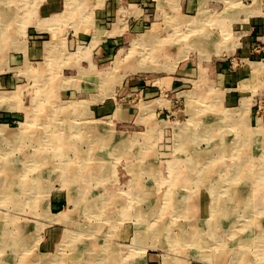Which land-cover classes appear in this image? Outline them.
I'll list each match as a JSON object with an SVG mask.
<instances>
[{
    "label": "rangeland",
    "instance_id": "rangeland-1",
    "mask_svg": "<svg viewBox=\"0 0 264 264\" xmlns=\"http://www.w3.org/2000/svg\"><path fill=\"white\" fill-rule=\"evenodd\" d=\"M36 1L38 0H6V2L0 0V14L4 19L0 22V127L3 125L1 128H4V134H0V158H4L3 154L7 157L0 159V162L5 161L4 165L10 176L8 200H5L6 194L1 191L0 184V236L2 237L3 228L9 227L17 232V226L21 225L22 233L29 235L30 238L28 246L23 251L15 245L12 247L8 241L5 245L6 241L0 240V263L40 264L42 259L51 256L53 260L60 258L53 264H66L64 260L72 256L74 250L82 248V243L84 245L86 240L94 242V249L102 248L106 244L108 246L106 254L112 256L114 254L116 259L123 261L122 264L235 262L236 247L230 246L227 247L228 249L223 247L231 243L230 238L227 237L228 233H223L224 235L220 233L222 237L220 236L219 240L207 250H199L189 243L184 244L182 240H175L170 244L162 236L156 244L149 238L135 241L137 228L140 226L137 209L141 208L147 212L149 210L148 214L154 213L156 207L153 206L155 198L152 193L158 192L161 197L167 190L164 188L167 186L163 185L161 188L158 185L153 188V176L157 172L152 174L148 167L155 170V167L159 166L164 176H168L173 169L183 165L182 158H191L195 154L202 153L207 155V159L219 157L212 165L211 174L215 177L219 176L229 164L230 158L228 156L221 158L219 154L220 149L217 147L219 140L204 137L206 135L204 132L202 135L199 134L201 127L193 123L195 118L203 119L204 124L215 121L221 123L226 112L236 114L241 111L237 122L247 123L241 129L242 135H245L246 131L253 134L255 131L264 130V60L255 61L251 56L246 57L252 60V64L247 65L250 71L245 72L243 77L235 79L234 84L233 80H230L232 83L230 84L227 82L228 75L235 74L241 68L239 64L242 62V58L237 56V51L231 56L241 42L240 40L237 43L236 40L237 25H230V22L226 21L227 25L221 32L224 41L207 42L206 39L210 34L216 33L215 27L210 26L208 22L209 12L180 14L166 11L164 13L160 10L147 19V26L143 31L130 33V37L118 45L105 62L98 65L94 64L93 51L91 52L88 41L82 39L84 43L72 42L74 36L67 37L64 32L61 36L52 33L51 38L39 40L46 41L43 48L45 50L32 59L29 50H26L28 48L24 50L22 43H26L27 47L31 36L29 32L36 30L38 24L43 25L46 22L40 20L37 9H34ZM178 1L172 0L171 3L179 6ZM25 3L28 5L26 6ZM29 10L30 12L25 14ZM69 14L70 11H66L59 17L61 19H56L58 26L53 27L57 29L68 27L76 31V28L85 29L84 27L91 21L87 17H82L80 12H74L71 16ZM227 15V19L231 20L232 14L227 13ZM23 33H27L25 39ZM143 35H145L143 38H148L147 45L136 40ZM257 51L259 48H254L253 52L257 53ZM153 52L160 56L162 66L168 65L167 71H134L136 67H140L139 60L140 62L145 60L146 64L151 63L148 54L152 55ZM178 54L187 58L201 59L197 61L201 65L205 62V56L206 59L212 60L227 58L229 71L220 77L216 72L209 76L207 71H202L205 76L197 78L198 82L193 89L183 87L177 91L178 96H183L185 101L184 107L178 110V113H170L166 109L171 105L170 101L176 99L175 93H164V95L160 93L159 102L148 104L143 96L139 95L141 90L132 92L126 88L128 77L142 78L150 84H162L163 82L160 83L162 77L173 72L172 66L176 67L177 62L171 59ZM130 67L133 69L129 70ZM162 85L170 86L168 82ZM160 102L165 108L159 110L151 108L158 107ZM245 103L247 112L243 114L241 109ZM133 105H136V108H133ZM128 109L131 111L135 109L136 112L127 111ZM173 110L175 109L172 108ZM54 111L58 116L55 114L54 117L59 120L50 127L56 130L49 127L50 130L45 131L42 124L48 121V115ZM35 114L39 115L35 116ZM33 116L37 120L33 121ZM242 117L245 118L242 120ZM227 123L229 122L226 121L222 126V130H229ZM71 126H74V129L71 130ZM92 126L97 128V133L102 134V137H106L105 148L102 146L104 141L102 142L100 137H98L101 141L100 145L92 142L95 141ZM52 130L58 135L59 142H55V139H44ZM73 130L76 134L79 132L83 134L81 140H77L79 139L77 136L70 138L74 133ZM180 133H186L183 137L190 136V140L195 137V142L190 143L192 146H188V150H178ZM263 134L264 131L261 135ZM120 137H128L129 139L126 140L131 144L129 147L121 146L120 151H123L121 156L116 151L112 154L113 146L122 144L118 142ZM227 139L232 141L234 133L229 132ZM261 147L247 145L243 153L233 157L241 155L240 157L253 156L257 159L262 153ZM60 151L65 153L64 159L59 155ZM41 153L45 155L42 159L45 164L37 165V169L46 170L48 166V168L60 167L66 161L75 171L80 168L82 176L77 177L78 179L66 180L67 178L60 177L62 176L60 171L42 174L30 172L35 167L33 160ZM127 166L138 170L137 174L130 175ZM184 168L187 171L182 176L187 177L189 183L184 185L186 182H183V187L174 188L184 195L185 210L183 215L176 217L175 233L193 234L201 230V219H209L210 214L206 207L212 198L210 194L212 188L193 184L192 179L198 175L197 171L189 169V166ZM111 169L116 171L114 175L107 174V170ZM26 171L29 173L26 174ZM23 176H26L25 182L28 184L32 181L38 183L37 179L40 177L43 180L33 191L30 189L27 191L17 180L22 179ZM203 182L209 184L208 180ZM235 182L240 196L251 193L250 181ZM220 185L223 186L221 190H224L225 185ZM256 189L259 193L260 190ZM131 193L137 196L140 194L143 198L138 200L139 197L136 196L135 202L131 203L129 198ZM93 197L98 199L97 215L90 214L89 200ZM137 201L140 203L135 205ZM102 206L101 212L99 208L101 209ZM124 207L129 217L125 219L126 221H121ZM254 210L247 216L241 213L239 216L241 219L236 224L238 230L247 228L245 233L249 231L253 236L264 230V207L257 205ZM166 213L167 211L161 214L164 221L170 217ZM143 216L147 218L143 223L150 224L151 215L147 217L145 212ZM156 217L157 215L154 214L153 219ZM9 221L12 223L11 226ZM251 226L253 229L249 228ZM66 236L68 242L64 246ZM257 246H259L257 252L264 250V239L258 242ZM214 256H222L224 260H218ZM250 256L256 260L255 257ZM225 260H228L227 263Z\"/></svg>",
    "mask_w": 264,
    "mask_h": 264
},
{
    "label": "bare ground",
    "instance_id": "bare-ground-1",
    "mask_svg": "<svg viewBox=\"0 0 264 264\" xmlns=\"http://www.w3.org/2000/svg\"><path fill=\"white\" fill-rule=\"evenodd\" d=\"M56 17L57 16H55V18ZM55 21L56 20L54 19L53 20V24H54ZM49 24H52V21ZM44 26H46V25H44ZM45 28L48 29L47 27H45ZM52 28H54V27H52ZM40 29H41V27H40ZM54 29H56V28H54ZM51 30H53V29H51ZM144 36L145 35L141 36L139 39L137 38L136 40L141 42V44L146 43V45H147L146 41H147L148 38L147 37L143 38ZM201 52H203V51H201ZM204 54H206V53H204ZM148 55H149V57H151L150 58L151 63L149 62V63L146 64L145 60H141V62H140V60L138 59L139 60L138 61V65L140 64V67H136L134 71H142V72L152 71L153 72V71L166 70L168 68V65L167 66H162L160 64L161 63L160 60H159L160 56H158V54L153 52L152 55H151V53L148 54ZM118 65H116V67ZM116 67H114V69ZM130 69H133V67H130L129 70ZM253 71H255V70H253ZM121 76H119V77L122 80ZM123 76H125V75L123 74ZM247 103H248V101H247ZM41 108H39V109L41 110ZM246 108H247V106H246V103H245L244 107L241 109L243 111L242 112L243 114L245 113V111L247 112ZM240 112H238V113L235 112L236 114H232L233 112L232 113L229 112L231 114H228L226 112V115L220 121L221 123H218L217 121H215L214 123L208 122V123L204 124L203 123L204 120L202 119L203 120L202 121L201 118H198V119L195 118V120L193 122L195 125H197V126L199 125L201 127L200 130H199L200 131L199 134L202 135V133L204 132L206 134L204 137H206V138H211L212 137L213 139H216V140L218 139L219 140V142H218L219 145L217 147H219V149H220L219 154H220V156H222L221 158L227 157V156L230 158L229 164L226 165V167H224L223 171L220 172L219 176L216 175L214 177L211 174L212 169H213L212 165L215 164V162L218 160L219 157L218 158H216V157L213 158L215 160H213L211 158L207 159L206 158L207 155L206 154H202V153L195 154L194 155L195 157L193 156L191 158H189V157L188 158L186 157L184 159L182 158L181 159V163L183 165L181 164L182 166H179L178 169L177 168L173 169L169 173L170 175H168V176L167 175L164 176V174L162 173L161 169L157 165H156L157 167H155V170H152L154 168L148 167V170H150L152 172V174H153V172H157L156 173L157 175L155 174L153 176V181H152L153 188L156 187V185H158L159 188H161L163 186H167V187H164V188H166L168 191L166 190L165 193H163L161 197H160V194L158 192L157 193H152V195H154L153 197L155 198V200L153 201V206L155 205L154 207H156V208H154L155 209L154 213L148 214L149 210L147 212V211H145V210H143L141 208L137 209L138 210L137 211V218L139 219V222H140L139 225L140 226L138 225L139 227L137 228L136 237L135 238L133 237L134 240L136 239L135 241L139 242V241L144 240L145 238H149L150 241H153V243L156 244L157 240L161 239L160 236H162L164 238V240L167 241L170 244L175 242V240H182L184 242V244L185 243H189V245L195 246L199 250H207L208 248H210L212 246V244L216 243L219 240V237L221 236L220 233H222V234L223 233H226V234L228 233L227 237H228V239L230 238L229 241L231 243L228 241V243H230L229 246H223V244H222V246L224 248H227V247L229 248L230 246L231 247H236L235 254H236V257H237L235 262H231L230 263V261H229L228 264L229 263L230 264H264V250H261L260 252H257V248L259 247V246H257L258 242H260L261 240L264 239V230L262 229L263 231H261L258 234L256 233L255 236H253V235L249 234V231H247L245 233L247 228L246 229L244 228L242 230H240V229L238 230V228H236V224H238L237 221L239 219H241V218H239L241 213L243 215H246V216H247V214L251 215V213L253 212V210L255 209V207L257 205H260V206L264 207V194H263V190H264L263 189V187H264V134H263V136L261 135L264 130L263 131H255V133H253V134H251L250 132L246 131L245 135H242L243 133L241 132L242 131L241 129H242V127L246 126L247 123L245 121H244V123H242L241 121H238L239 123L237 122V119H239L238 114ZM196 113L199 114L198 112H196ZM196 113H194V114H196ZM55 114L57 116V112L56 111H54V113H50L48 115V118H49L48 121H46L44 124H42L43 127L45 128V131H49L50 128L56 130L54 127H50L51 124L53 125V124H55V122L57 120H59L58 118L54 117ZM38 115L39 114H35V116H38ZM30 118H31V116H30ZM32 118H33V121H34V119H36L34 116ZM244 118L242 117V120ZM226 121L229 122V123H227V124H229L227 126V128L229 130H227V131L226 130H222L223 129L222 126L225 124ZM211 122H213V121H211ZM1 127H3V125ZM1 127H0V134H4V131H3L4 128H1ZM238 128H240V130ZM72 129H74V126H71V130ZM81 129H82V127H81ZM91 129H92L93 132H95L93 134V138H94L95 141H92V142H94L95 145H98V144L100 145L101 141H99V139H98V137H100L102 139V142L104 141V145H102V146H103V148H105L106 147L105 144H107V142L105 141L106 137H102V134H100L99 132L97 133V131H96L97 128L96 127L92 126ZM229 132L234 133V139L232 141H229L227 139V136L229 135ZM195 133L196 132L194 131V135H195ZM185 134L186 133H183V134L180 133L179 134L180 136L178 138V140H179L178 144L180 145V148L179 149L177 148L178 150H180V149H182L184 151L188 150L187 149L188 146H190V147L192 146V144L190 145V143L191 142H195V140H194L195 137L193 136V134H192V136L194 138H191V140H190V136L187 137V135H186V137H183V135H185ZM46 135H48V136H46V138H44L45 140L47 138H49V140L55 139L56 140L55 142H59L60 141L58 135H56V132L53 131V130L51 132L47 133ZM88 135L90 136V134H88ZM188 135H189V132H188ZM70 136H71L70 138H73V137L77 136V138H79L77 140H81L82 137H83V134L81 132H79V134L78 133L76 134L75 131H74V133L71 134ZM260 137L262 138L261 140H260ZM6 139L9 140V138H6ZM118 139H119L118 142L122 143V144H118L116 146H113L114 150H112V154H113V152L116 151V152L120 153L119 155L121 156V153H123V151H120V150H122L121 146L126 145V146L129 147V146H131V144H129V141L126 140V139H129L128 137L127 138L120 137ZM247 145L251 146V147L255 146V148L262 146L261 147L262 148V153L259 155V157L257 159L255 157H253L252 155H251L252 157H250V156L249 157L248 156L240 157L241 155L233 157L234 155H238L240 153H243V150H245V147H247ZM117 146H119V147H117ZM194 151H196V150H194ZM59 155L62 156V158L64 159L65 153L60 151ZM2 156L4 158H0V159H5V158L7 159L6 155L3 154ZM44 157H45V155L43 153H41L33 160L34 161L33 163L35 164V167H34V169L30 170V172L42 174V173H47V172H53V171L54 172H56V171L59 172L60 171L61 174H62V176H60V177L62 179L67 178L66 180H71L72 178L78 179L77 177H81L82 176V173H81L82 171H80V168L75 171L73 168H70L69 165L67 164V162L64 161L63 159L62 160L64 162L61 164L60 167L56 166L54 168L53 167L48 168L49 167L48 166L46 170H43L42 168H38L37 169L36 166L39 165V164L41 166H44L45 162L42 160ZM38 158H40V159H38ZM173 162H174V160H173ZM53 163H55V162H53ZM4 164H5V161H4V163L0 162V165H1L0 166L1 167V169H0V178L2 177L0 179V184L2 185L1 191L6 194L5 195V200L6 199L8 200L9 199V191H8V189H9V186H10V176H9L8 170L6 169V165H4ZM187 166H189V169L191 168V169L197 171V173H198V175L197 176L195 175L196 177H194L192 179V183L193 184H195L196 186H198V185L202 186L203 185V187L206 186L208 188H210V187L212 188V190H210V194H211L212 198L210 199L209 205L206 207V209H208L209 214H210L208 216L209 219L208 220L207 219H204V220L201 219V222H202L201 230H198V231L194 232L193 234H187V233H184V232L175 233L176 217L178 215H181V214L183 215V213L185 211L183 209V207H184V200H183L184 199V195H182L180 192H178L175 189L178 188L179 186L183 187V182H186L184 185H187L189 183L188 178L182 176V175H184V173H186L187 169L184 168V167H187ZM130 167L131 166H127V169H129V174L130 175H133V174L136 175L138 170L130 169ZM111 168H113V166H111ZM107 171H108L107 174L114 175L116 173V171L114 169L113 170L112 169L111 170H107ZM28 173H29V171H26V174H28ZM93 174H94V172H93ZM161 174L163 176H161ZM17 180H19L20 186H23L24 190L29 191V189H30V191H33L36 188V186H38V183L41 180H43V178H41V177L38 178L37 179V180H39L38 183L37 182L34 183V181H32L29 184L27 182H25L26 181V176L25 177L23 176L22 179L18 178ZM31 180H34V179H31ZM206 180L209 181V184H207L206 182H203V181H206ZM238 180H245V181L248 180V181H250V183L252 184V188L250 189L252 191H251L250 194L247 193L246 196H240L239 195L238 187L235 186L236 185L235 181H238ZM221 181L223 183H221ZM197 182H199V183L197 184ZM242 182L243 181H241V183ZM148 183H150V182H148ZM220 184H224L225 185L224 190H221L223 186L220 185ZM67 185H69V182H68ZM41 187H42V185L40 184V188ZM256 188H258L260 190L259 193H257L258 190ZM138 191H139V189H138ZM248 192H250V191H248ZM255 192L257 194L256 195H252ZM132 193H131V195L129 194V198H130L131 203L134 201V199H135L134 197L137 196V195H134ZM244 194H246V193H244ZM148 195H150V194L148 193ZM137 197H139L138 200L140 198H143L142 196H140V194ZM160 198H161V200H160ZM29 201H31V200H29ZM97 201H98V199L94 198V197L89 200V202L91 203V205L89 207L90 214L93 213V215H97L99 213V211H97ZM257 202H259V204H257ZM139 203L140 202L137 201V203L135 205H138ZM133 205H134V203H133ZM102 209H103V206L101 207V209L99 208V210H101V212H102ZM152 210H153V208H152ZM166 211H167L166 215L169 214L170 217H169L168 220L164 221L161 218V214L165 213ZM145 212L147 214V217L149 215H151L150 224L146 223V225L143 223V220L145 221L147 219L145 216H143V213H145ZM122 213L123 214H122L121 221L125 220L126 218L129 217V213L125 211V207L122 210ZM154 214L157 215V217L155 219H153ZM58 217H60V216H58ZM162 217H163V215H162ZM250 218H252V217H250ZM160 220H163V221L160 222ZM64 221H66V220H64ZM11 225H12V223L10 222V226ZM179 227H180V224H179ZM17 228H18L17 232L12 231L13 229H10L9 227L3 228L2 231H1L3 234H2V237L0 236L1 237L0 240L1 241H6L5 245L8 244L7 243V241H8V242H10V245L12 247H13V245H15L18 248H20L21 251H23V249H25V247L28 246L30 238H29V235H26L25 233H22V226L21 225H18ZM249 228H252V226L249 227ZM222 230H225V231L223 232ZM67 240L68 239H67V236H66L65 237L64 246H66V244L68 242ZM80 241H82V240H80ZM132 245L134 246L135 244H132ZM93 246H94V242L87 241V240L84 241V245L82 243V248H80L78 250H74L73 255L70 256V257H67V259H65L64 262L66 264H122L123 263V261L116 259L114 257V254H113V256H112V254H110V255L106 254L107 253L106 251L108 250V246L106 244L102 248H99V249H94ZM263 249H264V247H263ZM234 251H235V249L233 250V252ZM250 255L255 257L256 260H253ZM215 258L218 259V260H221V259L224 260L222 256L221 257L218 256V257H215ZM21 259H23V258H21ZM58 260H60V258L53 260L52 257L50 256L47 259H42V261H41L42 263H40V264H53V263H55V261L58 262ZM228 260H225V262L227 263Z\"/></svg>",
    "mask_w": 264,
    "mask_h": 264
},
{
    "label": "crops",
    "instance_id": "crops-1",
    "mask_svg": "<svg viewBox=\"0 0 264 264\" xmlns=\"http://www.w3.org/2000/svg\"><path fill=\"white\" fill-rule=\"evenodd\" d=\"M171 1L172 0H38L34 4V9H37L40 20H42V22L45 20L46 22H44L43 25L38 24L36 30L33 29L29 32L31 33L30 41L27 47L26 43H22L23 49L25 50L28 48L26 50H29V56L31 55V58L35 59L37 54L40 55L46 43L45 40L43 42L39 40L46 37L51 38L53 34L61 36V33L63 34L64 32L66 33L64 35H67V37L70 35L74 36L72 42L80 43L81 41L83 42V40L88 41L91 52L93 51L94 64L98 65L101 62H105L116 47L130 37V33L143 31L147 26V19L152 14L155 15L159 10L160 12L166 11L180 14H194L196 12H207L208 14L209 12L208 16H210V20L208 22H210V26L215 27L216 33L212 32L209 37L207 36V42L223 41L221 39V32L224 26L227 25L226 21L230 22V25H237L236 33L238 39L236 40L237 43L240 42V40L241 42L240 46L234 49L231 56L237 51V56L242 58V62L239 64L241 68L238 69L235 74L230 75L231 77L228 75V83L232 84L230 80H233L234 84L237 79L243 77L245 72L248 73L249 68L247 65L249 63L251 65L252 60H264V0H179V6H175ZM4 2H6V0H4ZM25 5L27 6L28 4L25 3ZM66 11H70V16L74 12H80L82 17H87L91 19V21L88 26L84 27L85 29L76 28V31L68 27L65 29L61 27L60 29L62 30L57 28L54 29L55 27L52 28L53 26H58L56 19H61L59 17ZM29 12L30 10L25 14ZM227 13L232 14L233 17L230 18L232 21L227 19ZM55 16L57 17L55 18ZM54 19L56 21L53 24ZM3 20V16L0 14V22ZM50 20L53 25L49 24L51 23ZM86 27L89 28L87 29ZM26 34L27 33H23L24 39ZM256 47L259 48V51L254 53L253 50ZM248 56H251L252 60L246 58ZM219 57H221L220 54ZM204 58L205 62L201 65L197 63V61L201 59L196 57L187 58V56H179V54L174 57L172 56L171 60L177 62V65L176 67L172 66L173 72L165 74L160 81V83L163 82L162 84L168 82L170 84L169 87L162 84H150L142 78L128 77L126 78V88L132 92L141 90L139 95L143 96L144 101L148 104L155 103V101L159 102L160 93L162 95H164V93H175L177 96L176 99L174 101L171 100V105L166 109L170 113H178V110L184 107L185 101L183 100V96H178L179 93H176L177 91H180L183 87H191L193 89L196 86V82H198L197 78L199 76H205L202 71H207V75L209 76L216 72L218 77L225 75L227 71H229L227 70V58H216L214 60L211 58L206 59V56ZM163 106L165 105L160 102L158 107L151 108L159 110V108H165ZM133 108H136V105H133ZM172 108L175 110L172 111ZM127 111L136 112L135 109H132V111L128 109Z\"/></svg>",
    "mask_w": 264,
    "mask_h": 264
}]
</instances>
